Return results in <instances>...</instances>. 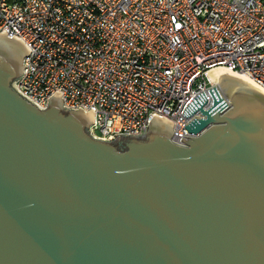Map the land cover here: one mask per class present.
Segmentation results:
<instances>
[{"label":"water","instance_id":"95a60500","mask_svg":"<svg viewBox=\"0 0 264 264\" xmlns=\"http://www.w3.org/2000/svg\"><path fill=\"white\" fill-rule=\"evenodd\" d=\"M21 41L0 32V264H264V93L227 77L185 107L184 145L153 115L97 139L93 109L11 83Z\"/></svg>","mask_w":264,"mask_h":264},{"label":"built area","instance_id":"2783aa9c","mask_svg":"<svg viewBox=\"0 0 264 264\" xmlns=\"http://www.w3.org/2000/svg\"><path fill=\"white\" fill-rule=\"evenodd\" d=\"M0 32L29 49L11 87L38 108L93 109L91 135L145 132L154 114L184 145L182 113L215 66L264 88V0H0Z\"/></svg>","mask_w":264,"mask_h":264},{"label":"bare ground","instance_id":"6f19581e","mask_svg":"<svg viewBox=\"0 0 264 264\" xmlns=\"http://www.w3.org/2000/svg\"><path fill=\"white\" fill-rule=\"evenodd\" d=\"M209 79L211 80L212 84L217 86L219 88V93L222 96V98L229 101L230 99H227L228 97L225 95L224 91L221 88V83L227 78L232 77L235 78L238 82H240L242 85L261 91L264 93V88L258 84H256L250 77L243 75L236 71H231L227 69L224 66H215L208 70L207 72ZM227 97H225V96Z\"/></svg>","mask_w":264,"mask_h":264},{"label":"rangeland","instance_id":"374dc122","mask_svg":"<svg viewBox=\"0 0 264 264\" xmlns=\"http://www.w3.org/2000/svg\"><path fill=\"white\" fill-rule=\"evenodd\" d=\"M225 96V95H224ZM226 97V96H225ZM227 98V97H226ZM227 99H229V98H227Z\"/></svg>","mask_w":264,"mask_h":264}]
</instances>
